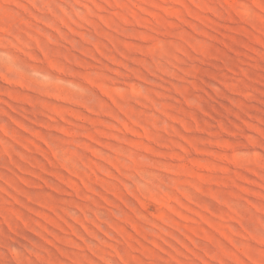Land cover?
<instances>
[{
	"label": "rangeland",
	"instance_id": "rangeland-1",
	"mask_svg": "<svg viewBox=\"0 0 264 264\" xmlns=\"http://www.w3.org/2000/svg\"><path fill=\"white\" fill-rule=\"evenodd\" d=\"M0 264H264V0H0Z\"/></svg>",
	"mask_w": 264,
	"mask_h": 264
}]
</instances>
